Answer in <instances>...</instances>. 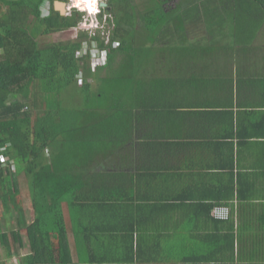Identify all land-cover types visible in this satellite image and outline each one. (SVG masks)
<instances>
[{
    "label": "crops",
    "instance_id": "1",
    "mask_svg": "<svg viewBox=\"0 0 264 264\" xmlns=\"http://www.w3.org/2000/svg\"><path fill=\"white\" fill-rule=\"evenodd\" d=\"M175 3L183 4L179 23L169 15ZM246 3L236 9L234 0H171L166 21L137 16L131 24L137 58L128 66L116 60L123 68L112 76L105 57L91 54L92 93L83 105L67 107L83 108L75 113L82 137L72 144L82 160L73 164L91 187L116 195L118 214L128 216L114 217L116 240L102 244L141 254L101 264H264V15H258L264 10ZM122 74L130 78L116 79ZM34 109L43 115L44 105ZM238 125L245 131L255 125L259 136L239 139ZM229 179L253 195L228 201L229 222L202 215L193 224L200 201L193 196L216 200ZM77 180L87 183L79 174ZM29 203L23 202L26 214ZM63 214L69 219L66 204ZM68 238L76 261L71 230Z\"/></svg>",
    "mask_w": 264,
    "mask_h": 264
},
{
    "label": "trees",
    "instance_id": "2",
    "mask_svg": "<svg viewBox=\"0 0 264 264\" xmlns=\"http://www.w3.org/2000/svg\"><path fill=\"white\" fill-rule=\"evenodd\" d=\"M54 1L0 0L8 10L6 16L0 17V155L9 157L7 163L0 162V246L7 257L17 256L18 264L131 262L140 259L141 254L135 250L111 251V247L102 244L103 240L115 242L117 234L114 231L120 221L114 217L126 215L123 212L118 214L123 209L118 205L120 202H116V195L109 194L105 187H91L93 182L89 180L90 177L84 179L80 164H73L79 157L72 144L75 143L74 139L82 137L79 136L82 133L76 130L83 128L81 115L75 113L79 111L82 114L83 108L69 110L64 103L65 92L76 88L82 93V100L75 101L83 105L92 93L87 80L91 75L88 62L91 47L106 53V67L112 76V71L116 73L121 66L115 65L116 60L123 64L130 62L131 57L137 58L131 45L133 18L141 16L146 21H161L162 18L166 21L167 16L174 15L175 23H179L183 4L178 6L175 3L177 8L169 11L171 14L168 15L165 8L171 9V0H107L109 9L106 8V11L112 15L109 24H113L108 43L100 36L101 31L93 35L80 31L74 40L54 41L41 46L38 41L40 36L74 28L81 19L82 13L76 9L71 15H60L53 9ZM234 1L236 9L249 1L264 10V0ZM45 2H49L50 8L43 12ZM258 15H264V11ZM117 42L118 46L114 47ZM81 49L86 50L79 55ZM129 78L124 74L116 77ZM34 84L38 92L32 91ZM68 97L73 98L69 94L66 99ZM39 104L44 105V109H41L44 113L36 116L34 107ZM257 129L253 125L245 131L244 127L238 125L236 131L238 138L244 139L247 135L259 136ZM20 163H24L23 170L18 166ZM78 174L87 183L77 184ZM20 176H24L27 184L33 213L31 222L20 197ZM230 177L233 178V175ZM243 184L241 181L235 187L229 179L216 191V200H210L208 196H193L200 200L192 198L199 201L194 207L197 217L193 224L200 223L198 216L202 215L207 216L208 220L229 222L233 205L230 206L228 201L235 197L242 198L247 193L253 195L251 187H242ZM262 191L264 194V189ZM63 204L67 206L69 219L64 217ZM215 206H226L229 209L228 218H214L211 210ZM14 213L17 216L12 225L8 220ZM125 226L131 228V225ZM125 226L120 229L129 230ZM22 230L26 231L29 246L24 254H21L24 248ZM68 230L72 232L76 261L72 258ZM128 243L133 245L132 234ZM96 246H104L105 250L93 251ZM85 248L86 252H83ZM0 264L6 262L0 260Z\"/></svg>",
    "mask_w": 264,
    "mask_h": 264
},
{
    "label": "rangeland",
    "instance_id": "3",
    "mask_svg": "<svg viewBox=\"0 0 264 264\" xmlns=\"http://www.w3.org/2000/svg\"><path fill=\"white\" fill-rule=\"evenodd\" d=\"M114 4L116 6V2H114ZM7 12H8L7 7L3 3L0 2V17L6 16ZM133 20H135V19L133 18ZM112 28H113V25H111L110 30ZM80 31H81L80 29L77 30L75 28H71V29L65 30V31L60 32V33H54V34H49V35H46V36H40L38 41H39V44L41 46H44V44L51 43V42H54V41H69V40H74L76 38L77 34ZM155 31H156V29H155ZM84 52H85V50L84 49H81V51L79 52V54L80 53L83 54ZM90 53L91 54L95 53V56L99 55L98 57L101 56V52L97 48H95L94 46L91 47ZM102 53H104V52H102ZM91 54H90V56L92 57ZM34 85H35V87L32 89V91H35V92L37 91L38 92L37 87H36V84H34ZM110 85L111 84L109 82L106 83L103 89L106 91L108 89V87H110ZM68 94L71 95L73 98L68 97L66 99V96ZM81 94L79 93V91L76 88H74V87L70 88L68 91L65 92V100H64L65 105L67 107H70L71 105H73V102H76L75 100H82V95ZM18 166H19V168H21L23 170L24 163H20ZM19 178H20V182H22V185H21L22 186L21 187V196L20 197L23 198V200H24L23 202L28 201V203H29L28 189H27V186H26V180H25L24 176H20ZM29 208H30L29 209V212L27 211L28 214H26V212H25V214L27 215V218L29 219V222H31L32 219H33V213L31 212V205H30V203H29ZM16 216H17L16 213L12 214L11 218L8 220L9 221V224H12L13 225L15 223ZM22 233H23V236H24V248H23L22 252H24L26 250L25 248H28V242L26 240V231L25 230H22ZM15 258H12V257L11 258H7V256L5 255L4 249L2 247H0V260L1 261L7 262V264H8V262H10V264H13ZM15 262H16V260H15Z\"/></svg>",
    "mask_w": 264,
    "mask_h": 264
},
{
    "label": "built area",
    "instance_id": "4",
    "mask_svg": "<svg viewBox=\"0 0 264 264\" xmlns=\"http://www.w3.org/2000/svg\"><path fill=\"white\" fill-rule=\"evenodd\" d=\"M64 1L66 3L65 15L66 16L71 15L72 11L75 8V7H70V5L72 4V0H64ZM101 1L107 2V0H98L97 6L100 9V11L96 13L94 16H90L87 10L81 11L82 12L81 19L74 28L77 30L80 29L81 31H87L89 34L92 35L96 34L97 32L96 29L98 27L102 28L100 35L103 38H105V42L108 43L110 28L111 25H113V24H109V21L112 20V15L106 11L105 7L100 5ZM43 9H45L44 11H47L49 9V2H45L43 4ZM93 23L96 25V27H88V25H91ZM0 157L4 158L3 161H0L2 164H5L9 161V157L4 154L0 155ZM211 215L216 219H227L229 216V209L226 206H215L211 210Z\"/></svg>",
    "mask_w": 264,
    "mask_h": 264
},
{
    "label": "clouds",
    "instance_id": "5",
    "mask_svg": "<svg viewBox=\"0 0 264 264\" xmlns=\"http://www.w3.org/2000/svg\"><path fill=\"white\" fill-rule=\"evenodd\" d=\"M62 1H64V0H62ZM97 5H98V0H72V4L70 5V7H75L74 9H76L80 12L84 11L86 9L90 16H94L96 13H98L100 11V9L98 8ZM105 9H106V7H105ZM88 27H96V25L93 23L91 25H88ZM96 30L101 31L102 28L98 27ZM113 46L114 47L118 46V42H117V44H114ZM93 55H95V53H93ZM105 56H106V53H101V60H103V58ZM3 159H4L3 157H0V161H3Z\"/></svg>",
    "mask_w": 264,
    "mask_h": 264
},
{
    "label": "water",
    "instance_id": "6",
    "mask_svg": "<svg viewBox=\"0 0 264 264\" xmlns=\"http://www.w3.org/2000/svg\"><path fill=\"white\" fill-rule=\"evenodd\" d=\"M100 5L109 9L105 1H101ZM53 9L57 11L60 15L64 16L66 12V3L62 0H55L53 3Z\"/></svg>",
    "mask_w": 264,
    "mask_h": 264
},
{
    "label": "bare ground",
    "instance_id": "7",
    "mask_svg": "<svg viewBox=\"0 0 264 264\" xmlns=\"http://www.w3.org/2000/svg\"><path fill=\"white\" fill-rule=\"evenodd\" d=\"M86 10V9H85Z\"/></svg>",
    "mask_w": 264,
    "mask_h": 264
}]
</instances>
